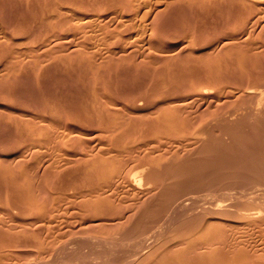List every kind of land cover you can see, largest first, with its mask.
Masks as SVG:
<instances>
[{"label": "rangeland", "instance_id": "1", "mask_svg": "<svg viewBox=\"0 0 264 264\" xmlns=\"http://www.w3.org/2000/svg\"><path fill=\"white\" fill-rule=\"evenodd\" d=\"M28 1L32 2V4L30 3L31 6L30 5L28 6L29 4ZM45 1L46 0L44 1L43 0H24V1L22 0H17V1L0 0V30H2L0 31L1 32L0 44L2 43L0 45L1 46L0 54H1V57L3 56L2 58L0 57V89L2 88L3 92L5 90L10 92V89L8 88L6 89L7 85L8 86L10 85V87L14 88V89L11 88L12 89L11 92L13 90L15 91V92L13 91L10 94H8L9 92H6V91L5 93L7 94H4V93L3 95L0 94V243L7 241L6 242L7 244L3 243L2 245L0 244V246H4V245L9 246L10 244L12 246L14 245L20 246V244L22 243L21 247L17 248V249H20L24 247L22 245H26V242L27 244L29 242L33 243L31 242L32 240L36 242V240H38L40 237H41L40 239L43 240V238L49 239V237L53 235L61 236V234H59L58 231H62V230H63L62 232H65L64 234L67 235V239H71V237L74 239L75 237L79 238L81 236L80 234H78L79 229L81 227L83 228V224L85 222H86L85 223L86 225L84 224V228L92 224L89 227L91 228L93 233L90 232L91 230L89 228H88L89 232L88 233L85 232L87 233L85 235H89V239L97 240L103 243H106L109 240V242L111 243L112 238L110 237L115 235L114 234L115 231L113 230L114 228H110L109 225L107 226L106 225L107 222L105 223V221H100L97 219L98 217L101 218L102 216H98L100 215L99 213L97 215L98 217L96 216L97 209H95L96 207H94L96 204L95 202L98 199V196L101 198H105V197H109L108 195L111 196L116 193L114 196H116L117 199H115V197L113 198L114 202L115 201L116 202L115 203L111 202L112 205L115 207L119 206L117 204L121 197H125V202L127 204H135L141 201L145 205L152 203L151 200L149 201V199L155 198L152 196L154 195V193L150 194L147 191L144 192V189L145 190L148 189V186H146L147 176H145L147 175V173L146 172H144L145 174L142 173L143 177H142L141 182L143 183L142 184L143 186L142 185L140 186L141 183H138L135 178L134 179L131 178L133 177L132 173H134L139 167L137 164L144 163V160L140 162L141 158L145 160L151 159V158H155V159L161 158V160L164 161L163 163L164 164L167 163V165L169 166L174 165L180 162L181 160L182 162H186L187 160L189 164H192L194 161L199 160L201 161L200 164L202 167H204V170H207L206 172L208 173H212V170L224 171V170H227V169H230L232 167H236L237 165H239V163L243 160V158L230 157L227 161H223V159L221 158V155L223 154L224 150L226 151L238 150L239 144L241 142H247L249 144V147L246 150H239L241 152L264 151L262 149L264 147V126L261 124H259L261 127L253 126L255 125V123L257 124V122H255L254 119L255 120L257 119L253 116L254 114L251 115V113H248V110H249L248 108L251 105L250 96L245 95L244 98H241L239 97L240 96L239 93L235 91L237 93L233 94V96L228 95V97L230 98H227V95L225 94V91L227 90L224 89L226 87V89L229 90L230 87L232 88L234 86L237 87V85L239 88H241L240 85L242 87H244L245 85L244 88H246L250 86L249 82H252L251 77H253V81H256L258 77H260V79L263 80V77H264V25L263 26L261 25L264 24V20L263 19L260 20V18L257 16H261V14L262 16H264L263 15L264 10H262L264 7V0L262 1L220 0L221 2L219 0L217 1L214 0L215 3L218 1L220 3V4L216 3V5H212V3H210V2H213V0H119L120 2L116 0L115 1L108 0L109 2L106 0H92V2L94 1L93 3L91 2V0H86L87 2L85 3H83V0H81L82 2L80 0L78 1L74 0L76 2H79L82 9L78 5H75L77 4L76 2L74 4V1L70 2V0H69V3H71L72 7L71 5L68 6L69 4L67 3V1H66L67 4L64 5L65 0L64 1L59 0L60 2H58V0H47L46 2ZM49 1L50 2L52 1V3L50 4ZM236 1L238 4L239 3L243 4V5L239 4L241 5L240 6L241 9L243 8V12L246 13V11H249V14L248 12L246 14L250 16H247V15L244 16L245 13L242 15L245 17L244 21L242 19L244 17L240 16V18H238L239 16L237 17V13L234 12V9L236 8H237V10H235L236 12L241 10L239 7H237L238 4L233 3L236 8L233 7V4H231L232 2H236ZM241 1H244V2H241ZM22 2L24 3V5H22ZM88 2L92 4V6H90ZM107 2L108 4L110 3V6L114 5L115 9L110 8V10L108 11L107 9H109V7L107 8V6L109 5H107L106 8L104 7V5H106L104 3H107ZM117 2L119 3L118 7L115 6V3L116 5H118ZM204 2L207 4H205ZM72 3L74 4L75 8L73 7ZM199 3L201 4L200 6L204 4L205 5L202 6L201 8L199 6ZM228 3H230V6L232 7L233 11L229 9L230 7ZM83 4L84 6L88 5L86 6L88 11L85 10V7L83 6ZM125 4L127 6H125ZM217 4L219 5V7L217 6ZM221 5L223 9H221ZM223 5H226V6L224 7ZM48 6L50 9L48 8ZM213 6L214 8L212 9L211 7ZM253 6L255 8H253ZM51 7L53 10L51 9ZM89 7L94 8V9H90ZM194 7L198 9H194ZM205 7H207V11H205V13L207 12L206 14L203 11L206 9ZM215 7L217 8L215 9ZM245 7L246 8L249 7V8L246 9ZM260 7L262 10V13L259 10ZM209 8L211 9L212 12L213 11L215 12V10H217V12L215 13L222 14L223 12L224 14L223 17H225L226 15L227 18L230 17L231 19L233 18V15H234V18L231 21L229 18H228L229 20L226 19V21H229L230 23L224 22L225 21L224 18H223L224 20H222L224 23L221 20L220 21L218 20L217 21L218 23H217L216 20L220 18L222 19V16L215 14V16L216 15L218 16V18L215 19L213 15L214 12L211 13L213 16L210 13L209 14L211 16L208 15V12L210 11ZM224 8L225 9L227 8V9L225 10ZM244 8L246 11H244ZM252 8L254 11L252 10ZM256 9H258L259 11H257ZM37 10H38V14L36 15ZM45 10H48V11H45ZM89 10H90V13H89ZM103 10L105 13H103ZM115 10L116 12H114ZM218 10H225L226 14L224 13V11L221 12ZM228 10L230 11V13L232 12V14L233 13L234 14L232 16L231 14L230 16L229 14L227 15ZM198 11H199L200 16L198 15ZM61 12H65V13L69 12V13L62 15ZM121 13L123 17L119 18L122 16ZM238 13L239 15L241 14L240 12ZM48 14L51 16V19L49 21L47 20L49 16ZM59 14L62 16H60ZM114 14H117V15H114ZM89 15H91V17H93L92 15H94V17H97V18H94L96 22L95 21L89 22L90 25L95 24V25H91L92 27L87 24L84 25L86 26L87 28L86 29L83 27V24L87 23L85 18H87ZM112 15L114 19L111 18ZM115 16H118L117 20L119 19L118 20L119 23L118 21L116 22ZM262 16L261 18H264ZM67 17H69L72 20H70L69 18L67 19ZM76 18L77 20L80 19L82 22L84 21L85 23H81L80 20L75 21ZM256 18H259V22H258L259 26L253 25V24H257L255 23L258 21ZM66 19L67 21L70 20V22L65 23ZM121 19L123 21H121ZM125 19L127 20L124 21ZM251 19L253 23L251 22ZM68 24H70L71 27ZM77 24H79L80 27L77 26ZM81 24H82V27H81ZM64 27L67 28V30ZM261 27H263V29ZM80 28L84 30L83 33L85 34V37L82 34ZM88 28H90V30ZM71 30H74V31H71ZM75 32L77 33V35L79 34V36H77ZM56 33L57 35H55ZM53 34L55 36L53 39L55 40L51 38ZM70 34L76 35L77 38H75L74 36ZM90 34L92 35V37ZM58 35H60V37ZM63 35H64V38H61V36L63 37ZM80 35H81V38H80ZM82 35H83V38H82ZM56 36L61 39L60 42L61 41L63 42L65 40L67 41L69 38L71 42L67 41L68 43H64V45H66L67 48L68 47L69 48L71 47V48L70 49L63 48L64 46L63 43L60 45L59 39H57ZM65 36L67 37L65 38ZM70 36L74 38H71ZM87 36L89 40H87L86 38ZM48 37H50L49 39H50L51 45L49 42H48L49 45L48 44L46 45L49 48H47V46L43 44L44 41H46V38ZM39 38L41 39L40 41H39ZM73 39L74 40L78 39L77 40L78 42L74 41ZM5 40H7L8 42H6ZM33 40L35 42L37 41L35 45L33 44L34 43ZM2 41L3 42L5 41L8 44H5V47H4L5 42L3 43ZM55 41H58V42H56V44L53 45ZM12 43L14 44L13 46H12ZM57 43L59 47L62 46L63 50L61 48L56 47ZM71 43L72 45H70ZM75 43H77L78 45H76ZM41 44L45 46L47 49H45ZM36 47H38V49ZM51 47L53 48L55 47L56 49L58 48V50L59 49L61 50L59 52H56V49L53 50ZM75 48L76 50H74ZM3 49L4 50L7 49V50L4 51ZM17 49L20 51L23 50L22 52H26V54L18 51ZM24 50H27L29 54L27 51H24ZM35 50L36 52L37 51L41 52L42 50V52L41 53L37 52L36 54ZM49 50H52V51H49ZM71 50L72 52H70ZM13 51H16V52L13 53ZM45 51L46 52L48 51L47 52L48 54L50 52L51 57H49V55H47L46 53H43ZM19 52H20L19 55L21 56H23L24 54V56L22 57L23 60H24V57H25V60L26 59L28 60L26 61L24 60L23 62L22 60L19 61L20 59H17V58H20L18 56ZM42 53L45 55L41 56ZM51 53L54 54V57H52L53 55ZM15 55L18 57L14 58ZM46 55L49 58L47 61L44 60V58H47ZM37 56H39V58L41 56V58L36 59L38 58ZM12 59L13 61L17 59L18 62L20 63L18 64L16 60L15 62L17 64H13L14 62L12 61ZM61 59H63L64 61ZM38 60H41L42 62L40 61L38 62ZM43 60L45 62L44 64H43ZM212 60L214 61L218 60V65H217L218 67L216 66L217 62L216 63H214V61L211 62ZM27 61L29 63H33V65L36 64V68L34 67L35 65L34 66H32V64L29 65ZM223 62L226 65H228L229 63L231 67L228 66V68L226 69L224 67L226 65L224 64L223 66ZM25 63L26 64L28 63V64L26 65ZM51 63L52 65L53 64L54 65L52 66ZM240 63L244 64L246 68L243 67V65H241ZM188 64L190 65L189 66L190 69H188L187 67ZM37 65L40 67H38ZM72 65L74 68L72 67ZM196 65H204L205 71L203 70L204 68H202V69H199L200 72H196L197 69L199 68L198 66L196 67ZM214 65L215 67L213 68L212 66ZM16 66L18 67V69H14ZM47 66L49 67L51 66L53 68L50 67L49 69V67ZM191 66H192V69H191ZM206 66L208 67L206 68ZM209 66H211L213 69L212 68L210 69ZM43 68L44 69L46 68V70L49 69L48 72L46 70L44 71ZM223 68H225V70H223ZM26 69L27 71H30V72H27ZM215 69L217 71H215ZM66 70H68V72ZM75 70L76 71L78 70V72H75ZM40 71L41 72L44 71V73L43 72L41 73ZM79 71H81V73H79ZM208 71H211V73ZM70 72H73V75L71 73V76H70ZM212 72L214 74H212ZM226 73L228 74L225 75ZM99 74L102 76H100ZM212 75H214L213 79L215 80V82H213V79L211 77ZM20 76L22 78L20 80L21 81L23 80V84L19 82L18 78H20ZM206 76L210 77L212 80L206 78ZM13 78L14 79L16 78L15 80H18V81H15ZM205 78L208 81H210L208 82V84H212L215 86V87H212L208 85L212 88L211 90H214L213 93L221 90L220 88L223 87L222 90L224 91V94L226 96L222 94L223 91H220V93L222 92L221 94L219 92L215 93L216 95L210 94L208 100H205V101L197 100L195 99L196 98L195 97L190 100H193V102H191L192 105L194 103L196 105H193V108H192V105L189 103L187 104V107H185L186 105L184 101H186L187 97L194 96L198 92V90L205 87L204 86L201 88L200 86V84L202 85L205 84V83L203 84V82H206V80H204ZM237 78H239L240 80ZM245 78H246V84H245ZM12 79L14 80V82L10 83V80L13 81ZM8 81L10 84H7ZM235 81H237L236 82L237 85L236 83H234ZM4 82H5V85H4ZM107 82H111V83L107 84ZM2 85L6 86L5 89ZM18 85L19 86L21 85L20 89L19 87H17ZM205 85H207V83ZM217 85L218 87H216ZM98 86H102V87L98 88ZM108 86L113 87L111 88L113 90H110L109 92L110 88ZM238 87L237 89L235 88L233 89L238 90L239 89ZM15 88L19 90L16 91ZM232 88L230 89L233 91ZM99 89H101L102 94H100V92H97V90L99 91ZM94 91H95V94L93 93ZM86 94H87V98L94 99V100L92 99L94 103H92L90 99L91 102L90 103L88 102V104H86V112H85V108H84L85 104H83L84 99H82V97L85 96L86 98ZM218 94L219 96H217ZM236 94L239 96H237ZM221 95H224L222 96L223 98L221 97ZM97 96H98L97 99L101 98L99 101L96 99ZM219 97H221V100L220 99L218 100ZM104 98L105 100L109 99L111 101L108 100V103H106L107 101L105 102ZM196 100L200 102H197ZM113 101L115 102L113 103ZM202 101L206 103H203ZM111 102L113 103V106H115V108H113ZM118 102H119V105H118ZM187 102L188 101H186V103ZM120 103L122 105H120ZM107 104H110L111 107L110 105H107ZM174 104L176 108L178 107V109L180 108L179 104H181V108L183 110L186 109L187 112L186 111L182 112L183 110L179 111L177 109L179 114L176 111L177 115L175 113L176 117H174L175 120L176 119L177 120L174 122L173 121L171 122V120H168L167 116H169V119L171 118L173 119L172 116L174 114L172 113L173 111L175 112L176 110V108L174 107ZM197 104L200 105L199 109L198 108L197 109L203 110L202 112L201 111L195 112V110H197L195 108L197 107ZM116 106L117 108L120 107L119 110L120 112L122 111L121 112L122 114L116 109ZM94 107L98 108L97 110L99 111L97 112L96 109H94ZM83 108H84V111L82 110ZM87 108H89V110ZM109 108L110 110H113V112H110ZM187 109L189 111L191 109L192 111L189 112ZM206 109L208 110L206 111ZM245 109H248V110H245ZM91 110L95 111V114H91L93 113L91 112ZM102 110L104 111V113L102 112ZM87 111L91 112L90 114L93 115V117H95V115L97 114V116L95 117L96 121L92 120V123H89L91 121H89L88 119L89 118L93 119V117L91 118L90 114L88 116V114H86ZM117 111L120 114L115 113ZM237 111H239L238 112L239 115L236 114ZM180 112H181V115H180ZM84 113L86 114L87 118L89 117L87 119L89 122L86 120L88 124L84 120L86 119V117L85 118L82 117L83 115H85ZM165 114L167 116H165ZM234 114L236 116L238 115L239 119L235 118L236 116L234 117L233 116ZM68 115L74 116V117L71 116L73 119ZM76 115L78 116L77 117L78 121L80 120L79 124L75 118ZM102 116L103 117L105 116V117L103 118ZM69 117L71 119H69ZM79 117L82 119H80ZM160 117L161 118L165 117L164 121L167 120V122L170 121L171 123H167L168 125H165L166 123L164 121H161L162 119L160 120L159 119ZM62 118L66 119L65 121L63 119V122H65V124L62 122ZM44 119H49V120H44ZM104 119H107V120H104ZM101 120L103 123H107L108 121V123L105 124V127H104V124L101 122ZM149 120L151 121L149 122ZM252 121L255 123H253ZM83 122L86 123L87 126L89 125V127L84 126ZM154 122L156 124L159 122H162V125L159 126L160 124H158L157 126L155 124L157 126V128H155V126L152 125ZM177 122L179 123V125H177ZM62 123L63 125H61ZM48 124L50 125V129L48 128L49 127ZM54 124H57L55 125L56 130H55ZM58 124L62 126L65 132L62 131V128H60ZM225 124L227 126H225ZM151 125L154 128L151 129L150 127ZM163 125L167 127L165 128ZM206 125L208 128L206 127ZM223 125L225 127H230L231 129H233V130L228 129L229 130L228 132H230L231 130L234 132V134L237 135L236 142H231L232 138L230 137L232 136L230 135V133H229L230 137L229 135H227L228 133L225 134L224 130L225 129L227 130V128H225ZM174 126L175 127L177 126L176 128L178 130H175L176 128H174ZM222 126L225 129L222 128ZM65 127L67 130L65 129ZM132 127L133 129H129L130 131H128L127 128H132ZM159 127H160V130H161V127H164L165 130L167 129L166 132L167 131L169 132L165 133L163 130L161 131L165 133L163 134L159 131H156V130H159L158 129ZM47 129L49 130V133L47 132L48 131ZM113 129H118V131L113 130ZM125 129L126 131H123ZM134 130L137 132L136 133L137 135H135ZM145 130L146 131L150 130V131L147 134L144 132ZM197 130L205 134H203L202 138L193 140V141H196V140H199V141L193 142L191 141L192 138H194L192 136H194V133H196ZM213 130L215 131L212 132ZM125 132H129V133L132 132L131 133L132 135L128 134L132 136V138L129 139L130 137L128 138V135ZM120 133H123L124 138L126 140L124 141V138H122L121 140L124 141L125 143L122 141L119 142L118 136L121 135ZM125 134L127 136H125ZM115 136L118 137L117 138L118 141H115L116 140ZM220 137H221V140L225 143H223L220 140ZM113 138H115V140ZM217 138L222 143L217 142ZM97 140H98V143L96 144ZM156 140L158 142L156 143L159 144V146L160 144L162 146L158 147L155 143ZM100 141H102L101 142L102 144H100ZM117 142L118 143L122 142L123 144L119 145ZM124 144H126L127 146ZM145 144L150 145V151L152 153V154L150 153L152 156L149 154L150 157H147V158H144V157L147 156L148 153H144V151H141L142 148L143 150L147 149L146 150L147 152L149 151V148H148L149 145H146V147L142 146ZM102 145L103 146L105 145V148L103 147L104 149L101 147ZM97 146H98V149L100 147L99 151L103 149L100 151L102 153L98 151ZM156 146L159 149L162 147L161 148L162 153H159L161 151H157V152L155 151L153 153L154 150L158 149ZM133 147H135L136 149L139 148V151L138 149L136 150L138 153H135V150H134L135 148L131 150V148ZM127 149H130V151ZM127 151H129L128 152L129 154L126 153ZM130 152H133L132 155H130L131 154ZM134 153L138 154L139 157L138 155H134ZM214 153L220 154V162L223 163L222 166L217 167L218 162L216 158L212 156ZM116 155L117 156L120 155V156L117 157ZM124 155L125 156L130 155V157L134 155L137 157V159L131 158L130 159L131 163H130L128 157L124 158ZM140 155H143V156H140ZM115 156L117 157V159H114ZM95 158L98 161L101 160L100 164L99 162L95 161L96 160ZM122 159L124 161H122ZM125 159L126 160L128 159L127 161L129 162H127ZM106 160H107V163H106ZM132 160L133 161L135 160V162L137 163L135 162L132 163ZM89 161H93L92 163L90 162V165L92 164L93 166L92 165L91 166L93 168H91V166L88 165ZM108 161L110 164L108 163ZM125 161L127 162V165H124V166H126L127 168L125 167V169L123 170L122 167L124 166L122 165ZM107 164H109V167ZM87 165L89 167H87ZM101 165L104 166V170L103 168H101L102 167ZM96 166H100V167L96 168ZM105 166L106 168H111L114 171L116 170L115 171L116 173L119 171H122V173L124 174V172L127 171L125 172L126 174H124V177L126 179L125 181L128 184L125 181H123L124 179L121 180L119 179V177H117V179L113 177V175L119 176V173L117 175L111 169H109L110 171H108V169H106ZM100 168L102 169L103 172L101 171ZM132 168L133 169L135 168L136 170L135 169L133 170ZM98 169H100V172ZM106 170L108 171V173ZM91 171H93L94 174ZM105 171H106V174L110 176H107L105 174ZM97 174L101 177L99 178ZM102 174L106 176L102 178L103 176ZM139 176L141 177V174ZM210 176L211 174L209 175V177ZM106 177L107 179L105 180ZM209 177L207 179H209ZM211 178L213 177H210V179ZM119 181H121L120 184L118 183ZM122 182L124 184H122ZM111 183H113V186L111 185ZM209 185H206L207 188H204L203 191H198V192L192 191V192L185 193L184 195L178 198L177 200L178 202L172 207V209H174L181 202L190 203L191 205H196V203L201 201L200 200L201 197L210 196L211 198V196L212 197L215 196L218 198L219 194L218 196H216V194L220 192V195H221L223 187H225L224 189H226V186L218 185V189L216 188L217 186L216 187L213 186L215 190L212 189L214 191L212 190L209 191L210 190L209 188L211 187V186L209 187ZM102 186L104 187L103 189L101 188ZM109 186L113 188H110ZM114 187H116L118 191H114L116 190V188L114 189ZM107 189H109V191ZM227 189L223 191H225L226 193L227 191L236 190V189H231V188L228 190ZM95 190H97L98 192L96 191L97 192L96 193ZM99 190L101 193L99 192ZM102 190H104V192L107 191V193L104 194ZM89 191H92L90 192L91 194H89ZM112 191L115 193L109 194V192H112ZM251 191H254V190H251ZM93 192L96 193L97 195L95 196ZM119 192L121 194H119ZM99 193L100 195L103 194L104 196L98 195ZM93 194L95 197L93 196L92 198L91 195ZM85 196L87 197V199ZM147 199L148 201H144ZM87 200L90 203H88ZM195 201L196 203H194ZM211 201L212 200L206 201L208 202V204L205 203V201L201 202V206L195 209L196 210L194 211L195 213L190 212L183 219H188V218L190 219V217L191 218L196 217V214H197V217L201 216V218L199 219L202 220L205 218L204 222L202 220L204 224L207 222L208 224L209 222L211 224L213 221H216V223H220V222L222 223V221H220L222 218V220L224 219L223 224L227 222L225 223L226 226L225 224L223 225L220 223V226H221L220 228L222 229L223 232L227 233V231H229L228 234H232L235 231V229L238 227L239 230L237 229L236 231H240L241 233L245 232L244 236L247 235L246 237H244V239L246 238L245 240L252 241L254 239L255 242L256 241L262 242V240H264L262 239L264 237V234H263L264 232H262L263 230L259 231L260 227L264 229L263 227L264 224H262L263 226H261V223L262 222L264 223V216H261V218H263L262 220L260 217L255 218L258 220L260 219V221L256 220V223L258 225L260 224L259 227L258 225L256 226L255 220L253 219L252 220L254 221V223L251 222L252 220L250 221L245 220L243 222L237 221V220L233 221L236 218L235 219L234 217L232 218L231 213L233 214V212H232V209L229 208L233 204L232 203L233 201L230 200L231 205L229 203V200L221 202V204L224 203L225 206H227V207H224V204L221 205L222 209L224 208L225 210L226 208L227 209L226 212L230 211L229 215H231V217L229 215L226 217L225 215H227L228 213L227 214L226 212L221 213L220 210H219L220 213L217 211L216 213L217 215H214L215 211L218 209H214V206H212L216 204L215 199L213 203ZM261 201H264V199ZM86 202L87 204H85ZM209 203L211 205H209ZM82 204H83V207H82ZM206 207H208L209 210L206 209ZM209 207H211L214 210L212 211V209ZM85 208L89 212L90 210L92 211L91 217L96 218L95 219L96 221L92 222L89 216L90 214L88 211L85 210ZM200 208H202V210ZM20 209H21V213L18 212V210ZM210 209L213 213H210L211 212ZM43 210H45L46 214L45 213L43 214L44 212ZM54 210L55 211L60 210L59 213L60 212L62 213H60V215L58 213L57 215L54 212ZM75 211L77 212L74 214ZM201 211L204 212L205 214L204 216L201 215L203 214V212L201 213ZM28 212H31L32 214ZM50 212H52L51 215L53 213H55L56 215L51 216ZM63 212L65 213V215ZM87 212L89 214L88 215L89 219L85 221L84 218ZM15 213L17 215H15ZM24 213H27L26 215L29 214L30 216H26V215L24 216ZM40 213L42 216L44 215L45 218L47 215L46 219H48L49 221L51 220V217H54L52 222L51 221L49 222L48 220L45 222L44 217L42 218L40 217ZM218 213L222 217H220ZM19 214H22L23 216H20ZM72 214L75 216L77 215L76 217H74V219H72V221L74 220L73 222H75V219H76V222H78V219L80 220L81 218L83 217L84 218L79 221L80 223L78 222L79 224L78 223L75 224L70 220L71 219L70 217L73 216ZM128 214L130 215L131 211H127V215ZM66 215L67 217H64ZM212 215L214 216L212 217ZM57 216H59L60 219ZM79 216L81 217L79 218ZM108 217L111 218V217H114V215L110 214V216ZM63 218L68 219V220L64 221ZM207 218L208 220L206 222ZM209 218H211L212 220ZM216 218H219L220 220H216ZM18 219H20V222L23 219L22 222L26 226L24 227V225H22V222L20 224ZM39 219H42L43 222L40 221ZM56 219L57 221L63 219L62 220L63 222L62 221H59V222L61 223L65 222L64 227L62 226L63 224L59 223L62 226V228L60 229L59 227L61 226L57 225L58 223ZM165 219L166 218L157 220L156 222L153 223V226L150 227L149 225H147L145 227H142L141 229L145 230L150 227V231L152 230L151 232H154L157 229H159L161 225H163ZM24 220L25 222L27 221V223H29L30 221L31 222L35 221V222L34 223L30 222L29 223L30 225H27L24 222ZM83 220L84 222L81 223V221ZM231 220L239 224L233 223ZM44 222H45V226H44L45 228H47L48 226L49 228L53 227L52 229H54L55 232L53 230H50V233L53 231L51 235L50 233L49 234L46 233V231H48L49 229L48 228L47 230L42 229ZM69 222H72V224L68 225ZM101 222L103 224L105 223L104 225L107 227L106 231L104 229L105 227H103L104 225L103 226L98 225L99 227L96 228L97 224ZM132 222L124 223V225L130 226L129 224L134 223ZM202 222H200V224ZM244 222H247V223L245 224ZM250 222L252 223V225L254 224L258 228V230L257 228H255V226L253 227ZM40 223L41 225L42 224L43 225L41 226ZM50 223H52L53 226L52 224L49 225ZM54 223H56L57 226ZM232 223L233 225L236 224L238 226H234L235 227L234 229H229V227L230 228L233 227L231 225ZM249 223H250L249 230L245 229V227H248ZM66 224L69 226V228ZM80 224L82 226H80ZM93 224H94V227H93ZM227 224H229L230 226H227ZM242 224L245 226L243 227ZM33 225L35 226L34 229H32ZM70 225H73L71 229H70L71 227ZM77 225L80 226V228ZM213 225H212V228H215V226ZM241 225H242V229H240ZM28 226L29 227L31 226V227L29 228ZM100 226L103 227V229ZM206 226L207 224H205V228ZM222 226H225V228H222ZM207 227L208 229L206 231L210 229L209 226ZM25 228L29 229V231L24 230ZM38 228H40L41 230ZM67 228L69 229V233L68 231H65V230H68ZM108 228H110L111 230L110 229L108 230ZM216 228L217 230L212 229L213 231L216 232L213 234L214 235L217 233L219 235L222 234L221 229H219V227H216ZM86 229L87 227L85 229H82L83 231L80 230V233L83 234L82 232H84V230ZM35 230L36 231L40 230L39 233L37 231L39 235L37 233L36 234L34 233ZM42 230L45 232L40 234ZM71 230H76V231L78 230V233L74 231L75 233H77L75 234V237H73L74 232ZM97 230L99 231L95 232ZM170 230L171 228L169 230H166L163 233L162 237L158 240L159 242L157 241L155 245L152 244L154 247L151 246V248L147 249L146 250L147 252H145L143 256H140L142 254L139 255L140 257L137 256L139 258L136 257L132 261L131 264H134V263L138 264V259H139V262L140 260H143V258H145L146 253L147 254L151 253L152 250L161 247V246L158 247V245L163 246V244H160V243L163 242L164 244H166L165 241L167 239L170 241L168 242L167 240L168 245L166 246L170 247L171 245L175 243L180 244L182 242V241H179V240H182L180 237H179L180 239H175V240H178L177 242L174 240L172 241V238L168 236V234L172 231ZM230 230H233V232ZM253 231L255 232L254 236L255 234L256 235L262 234L259 240H258L259 236H257V238L255 236V238H253L254 237L252 235ZM249 232H251V234H248ZM45 233L46 235H44ZM71 233L73 234V236H71L72 235ZM225 233L223 235H225ZM47 234L50 236L47 237ZM85 235L83 234L82 238H84ZM248 235L249 236L252 235L251 237L253 239L250 240L251 237L248 238L249 237ZM226 236H229V235L226 234ZM23 237L25 240L23 239ZM27 237H29L28 240H26ZM145 237H146V234L142 236H137L135 240L132 241V243L133 244L138 243L144 240ZM18 238L23 239V241L19 239V241L21 242V243L19 242V244H18V241L16 242ZM86 238L88 239V236H86L84 239ZM160 240H163V241L160 242ZM14 241L18 245L13 244L12 242ZM252 242L254 243V241ZM128 243L130 244L129 241ZM24 248H27L25 249V251L27 252L29 246L27 245V247L25 246ZM25 251H22L21 249L19 251V254L25 255ZM6 253L9 254V256L11 254L9 251ZM6 253L3 252L2 254L1 252L3 256L5 255L4 256L5 258L6 257L9 258L8 255L6 256ZM142 264H145V263H142Z\"/></svg>", "mask_w": 264, "mask_h": 264}, {"label": "bare ground", "instance_id": "2", "mask_svg": "<svg viewBox=\"0 0 264 264\" xmlns=\"http://www.w3.org/2000/svg\"><path fill=\"white\" fill-rule=\"evenodd\" d=\"M15 1H17V0H15ZM22 1H24V0H22ZM44 1V0H43ZM47 1V0H46ZM45 1V2H46ZM62 1V0H61ZM64 1V0H63ZM66 1H67V3L69 4L68 6H70L71 5V3H69V0H65L64 2V5L65 4H67L66 3ZM74 0H70V2H73ZM78 1V0H77ZM81 1V0H80ZM106 1H108V0H106ZM109 1H111V0H109ZM108 1V2H109ZM115 1V0H114ZM116 1H119V0H116ZM215 1H217V0H215ZM215 1L213 0V2H210V3H212V5H216V3H218V4H220L219 3V1L218 2H216L215 3ZM249 1V0H248ZM250 1H262V0H250ZM19 2V1H18ZM42 2V1H41ZM58 2H60L59 0H58ZM75 2L76 1H74V4H75ZM82 2V1H81ZM85 2H87L86 0L84 1L83 0V3H85ZM91 2H92V0H91ZM94 2V1H93ZM92 2V3H93ZM96 2V1H95ZM108 2L107 3H104V4H106V5H104V7L106 8V6L107 5H109V6H107V8L109 7V9H107L108 11L110 10V8H114V5H111L110 6V3L108 4ZM120 2V1H119ZM221 2V1H220ZM241 2H244V1H241ZM28 6L30 5V3L32 4V2L31 1H28ZM49 3L51 4L52 3V1L50 2L49 1ZM77 4H75V5H78L80 8H81V5L79 4V2H76ZM89 3V2H88ZM97 3V2H96ZM205 3V2H204ZM213 3H215V4H213ZM238 4L237 3V1L236 2H232L231 4ZM48 4V3H47ZM49 4V5H50ZM73 4V3H72ZM74 4H73V7L75 8V6H74ZM90 4V3H89ZM102 4V3H101ZM113 4V3H112ZM117 4L118 5H116V3H115V6L116 7H118L119 6V3L117 2ZM201 4H202V2H201ZM200 3H199V6L201 5ZM205 4H207V3H205ZM204 4V5H205ZM217 4V6L219 7V5ZM229 4V9L231 10V11H233V9H232V7L230 6V3H228ZM233 4V7H235V5ZM239 4H241V3H239ZM238 4V6L237 7H239L240 9H241V5H243V4H241V5H239ZM259 4V3H258ZM22 5H24V3L22 2ZM197 5V4H196ZM204 5H202V6H204ZM212 5H210V6H212ZM245 5V4H244ZM263 5V4H262ZM31 6V5H30ZM45 6H46V4H45ZM51 6V5H50ZM83 6H84V4H83ZM86 6H88V5H86ZM86 6H84L85 7V10L86 11H88L87 10V7ZM90 6H92V4H90ZM96 6V5H95ZM103 6V5H102ZM125 6H127L126 4H125ZM202 6H200L201 8H202ZM209 6V7H210ZM224 7L226 6V5H223ZM247 6V5H246ZM256 6V5H255ZM261 6V5H260ZM32 7H33V5H32ZM52 7H54V6H52ZM52 7H51V9H52ZM71 7H72V5H71ZM77 7V6H76ZM78 7V8H79ZM103 7V8H104ZM134 7V6H133ZM198 7V6H197ZM208 7V6H207ZM207 7H205L206 9L205 10H203L204 11V13H205V11H207ZM262 7V6H261ZM261 7H260V11H261V13H262V10H264V7H263V9L261 10ZM46 8H47V6H46ZM48 8H49V6H48ZM56 8V7H55ZM90 8V7H89ZM102 8V9H103ZM212 9L214 8V6L213 7H211ZM217 7H215V9H216ZM236 8V7H235ZM246 8V7H245ZM245 8H244V11H246L245 10ZM249 7H247L246 9H248ZM253 8H255L254 6H253ZM253 8H252V10H253ZM50 9V8H49ZM48 9V10H49ZM59 9V8H58ZM82 9V8H81ZM90 9H94V8H90ZM96 9H98V8H96ZM115 9V8H114ZM121 9V8H120ZM133 9V8H132ZM131 9V10H132ZM194 9H198V8H195L194 7ZM214 9V10H215ZM221 9H223V7H222V5H221ZM225 9V8H224ZM227 9V8H226ZM225 9V10H226ZM258 9H256L257 11H259ZM48 10H45V11H48ZM53 10V9H52ZM55 10H57V9H55ZM66 10H68V9H66ZM100 10V9H99ZM104 10H106V9H104ZM104 10H103V13H105L104 12ZM209 12H208V15H210L211 13H213L212 11H211V9L209 8ZM225 10H218V11H224V13H225ZM235 10H237V8L236 9H234V12L235 13H237V17L238 18H240V16L241 17H244V16H250V15H248L249 14V11H246V13L248 12V14H246L245 12H243V8L240 10V11H238V12H240L241 14L239 15V13L238 12H236ZM251 10V11H252ZM50 11V10H49ZM62 11V10H61ZM93 11V10H92ZM118 11V10H117ZM127 11H128V9H127ZM242 11V12H241ZM254 11V10H253ZM37 12V13H36ZM35 13H36V15L38 14V10L36 11ZM54 12V11H53ZM67 12V11H66ZM114 12H116V10L114 11ZM122 12V11H121ZM124 12V11H123ZM131 12V11H130ZM215 12H217V10H215ZM214 12V17H215V19L216 18H218V16L216 15L215 16V14H218V15H221L222 16V19L220 18V19H217L216 20V22L219 20H224L225 19V21L224 22H228V23H230L229 21H226V19H230V17H226V15H225V17H223V12H222V14H219V13H215ZM228 13H227V15L229 14V16H230V14H231V16L234 14H232V12L230 13V11L228 10L227 11ZM49 13V12H48ZM62 13V15L63 14H68V13H65V12H61ZM74 13V12H73ZM89 13H90V10H89ZM102 13V12H101ZM102 13V14H103ZM126 13V12H125ZM207 13V12H206ZM205 13V14H206ZM210 13V14H209ZM245 13V14H244ZM250 13H252V12H250ZM253 13H255V12H253ZM257 13H259V12H257ZM264 13V12H263ZM71 14V13H70ZM76 14V13H75ZM129 14V13H128ZM200 14H201V12H200ZM226 14V13H225ZM244 14V16H242ZM49 15V14H48ZM60 15V14H59ZM62 15H60V16H62ZM78 15V14H77ZM76 15V16H77ZM80 15V14H79ZM114 15H117V14H114ZM119 15V14H118ZM121 15H122V13H121ZM120 15V16H121ZM198 15H199V11H198ZM203 15V14H202ZM212 15V14H211ZM210 15V16H211ZM212 15V16H213ZM259 15V14H258ZM264 15V14H263ZM73 16V15H72ZM93 17H91V15H89L87 18H85L86 19V21H87V23H85L84 21L82 22L80 19H78V20H80L81 21V23H85V24H83V27L84 28H86V26H84V25H90V23L89 22H94L95 21V19L94 18H97V17H94V15H92ZM96 16V15H95ZM200 16V15H199ZM251 16H252V14H251ZM256 16V15H255ZM261 16H262V14H261ZM261 16H257V17H259L260 18V20H264V18H261ZM44 17V16H43ZM54 17V16H53ZM52 17V18H53ZM83 17H84V15H83ZM116 17V22L119 20H117V18H118V16H115ZM123 17V15L121 16V17H119V18H122ZM214 17H212V18H214ZM262 17H264V16H262ZM37 18V17H36ZM46 18V17H45ZM69 17H67V19H68ZM74 18V17H73ZM111 18H113L114 19V17H113V15H112V17ZM224 18V19H223ZM233 18H234V15H233ZM233 18H231L230 19V21L233 19ZM259 18H256L258 21L257 22H255V23H257V24H253V25H255V26H259L258 24V22H259ZM51 19V16L49 15L48 16V21ZM54 19V18H53ZM67 19H66V21H65V23L66 22H70V20H72V19H70L69 21H67ZM83 19V18H82ZM228 19V20H229ZM243 19V21L245 20V17L244 18H242ZM248 19V18H247ZM246 19V20H247ZM253 19V18H252ZM252 19H251V22L253 23V21H252ZM77 20V18L75 19V21ZM77 20V21H78ZM97 20V19H96ZM127 19H125L124 21H126ZM121 21H123L122 19H121ZM234 21V20H233ZM250 21V20H249ZM254 21H256V20H254ZM96 22V21H95ZM223 22V21H222ZM221 22V23H222ZM223 22V23H224ZM237 22V21H236ZM118 23H119V21H118ZM218 23V22H217ZM262 23V22H261ZM260 23V24H261ZM70 24H72V23H70ZM70 24H68L70 27H71V25ZM75 24V23H74ZM36 25H37V23H36ZM67 25V26H68ZM91 25H95V24H91ZM90 25V26H91ZM224 25V24H223ZM264 24H262L261 26H263ZM66 26V27H67ZM76 26V25H75ZM74 26V27H75ZM77 26H79V24H77ZM89 26V27H90ZM80 27V26H79ZM81 27H82V24H81ZM92 27V26H91ZM65 28V27H64ZM262 29H263V27H261ZM66 30H67V28H65ZM64 29V30H65ZM87 29V28H86ZM85 29V30H86ZM89 30H90V28H88ZM68 30H70V29H68ZM80 30H81V32H82V34L84 35V37H85V34L83 33L84 32V30H82V28H80ZM0 31H2V30H0ZM71 31H74V30H71ZM76 31V30H75ZM92 31V30H91ZM90 31V32H91ZM42 32V31H41ZM67 32V31H66ZM79 32V31H78ZM89 32V33H90ZM37 33V32H36ZM43 33V32H42ZM63 33H64V31H63ZM86 33V32H85ZM92 33V32H91ZM2 34H4V33H2ZM59 34V33H58ZM75 34L77 35V33L75 32ZM42 35V34H41ZM40 35V36H41ZM55 35H57V33L55 34ZM61 35V34H60ZM60 35H58L59 37H60ZM70 35H72V36H74L75 38H77L76 37V35H73V34H70ZM83 35H82V38H83ZM89 35V34H88ZM91 35V34H90ZM45 36V35H44ZM68 36V35H67ZM67 36H65V38L67 37ZM77 36H79V34L77 35ZM94 36V35H93ZM0 37H1V32H0ZM4 37H5V35H4ZM32 37H34V36H32ZM55 36H54V34L52 35V39L54 38ZM57 37V36H56ZM59 37H57V39H59V42H60V38ZM69 37V36H68ZM71 37V36H70ZM74 37H71V38H74ZM90 37V36H89ZM91 37H92V35H91ZM50 37H48V38H46V41H44V45L45 46H47L46 44H48L49 45V43H50V39H49ZM61 38H64V35H63V37L61 36ZM79 38V37H78ZM80 38H81V35H80ZM87 38V40H89V38H88V36L86 37ZM51 39V40H52ZM32 40V39H31ZM34 40H36V39H34ZM33 40V41H34ZM41 39L39 38V41H40ZM53 40H55V39H53ZM74 40V39H73ZM78 40V39H77ZM77 40H74V41H77ZM6 42H8L7 40H5ZM4 41V42H5ZM14 41V40H13ZM66 41V40H65ZM61 41L59 44L61 45L62 43H63V45H64V43H68L69 41L71 42V40H69V38H68V42L66 41ZM3 42V41H2ZM3 42V43H4ZM4 43V47H5V44H8V43ZM37 42V41H36ZM35 41H34V45H35V43H36ZM49 42V43H48ZM56 42H58V41H55V43L53 44V45H55L56 44ZM78 42V41H77ZM39 43V42H38ZM53 43V42H52ZM2 44V43H1ZM0 44V45H1ZM18 44V43H17ZM76 45H78L77 43H75ZM74 44V45H75ZM14 44L12 43V46H13ZM16 45V44H15ZM20 45H22V44H20ZM20 45H18V46H20ZM42 45V44H41ZM40 45V46H41ZM50 45H51V43H50ZM69 45V44H68ZM67 45V46H68ZM70 45H72V43L70 44ZM73 45V46H74ZM75 45V46H76ZM3 46V45H2ZM7 46H9V45H7ZM17 46V45H16ZM39 46V47H40ZM43 46V45H42ZM45 46H43L45 49H47V48H49L48 46H47V48L45 47ZM1 47V46H0ZM56 47H58V48H61L62 49V46H60L59 47V45H58V43H57V45H56ZM31 48H33V47H31ZM37 49H38V47H36ZM53 50H55L56 48L54 47H51ZM58 48L56 49V52H59L61 49H59L58 50ZM63 48H67L66 47V45H64L63 46ZM69 48V47H68ZM67 48V49H68ZM71 48V47H70ZM69 48V49H70ZM1 49V48H0ZM8 49V48H7ZM7 49H3L4 51H6ZM27 49V48H26ZM35 49V48H34ZM18 50V49H17ZM16 50V51H17ZM44 50V49H43ZM58 50V51H57ZM63 50V49H62ZM74 50H76V48L74 49ZM74 50H73V52H74ZM16 51H13V53H15ZM18 51H20V50H18ZM23 50H21L20 52H22ZM24 51H27V50H24ZM49 51H52V50H49ZM8 52V51H7ZM20 52L18 53V56L20 57V58H17V59H20L19 61H21L22 60V62L25 60V57H24V60H23V56H24V54H23V56H21V55H19L20 54ZM28 52V51H27ZM35 52H36V50H35ZM34 52V53H35ZM37 52H39V53H41L42 52V50H41V52L40 51H37ZM37 52H36V54H37ZM48 52V51H47ZM46 51L45 52H43V53H46L47 55H49V57H51L50 56V52H49V54L47 53ZM54 52V51H53ZM55 52V53H56ZM70 52H72V50L70 51ZM1 53V52H0ZM22 53H25L26 54V52H22ZM30 53H32V52H30ZM33 53V54H34ZM41 54V56L43 55H45V54ZM2 54H3V52H2ZM28 54H29V52H28ZM35 54V55H36ZM53 56L52 57H54V54L53 53H51ZM14 55V54H13ZM46 55V56H47ZM18 56H14V58L15 57H18ZM41 56H40V58H41ZM0 57H1V54H0ZM3 57V56H2ZM1 57V58H2ZM38 58H36V59H40L39 58V56H37ZM22 58V59H21ZM30 58V57H29ZM17 59H15L14 61H13V59H12V61L14 62L13 64H17L15 61L17 60ZM49 58H48V56H47V58H44V60L45 61H47ZM64 59V58H63ZM63 59H61V60H63ZM26 60H28V59H26ZM25 60V61H26ZM44 60H43V64L45 63L44 62ZM51 60V59H50ZM11 61V62H12ZM42 62L41 60H38V62ZM64 61V60H63ZM67 61V60H66ZM65 61V62H66ZM214 60H212L211 62H213ZM233 61V60H232ZM17 62H18V60H17ZM28 62V61H27ZM32 62V61H31ZM65 62H64V64H65ZM217 62V63H216ZM230 62V61H229ZM20 62H18V64H19ZM29 63V62H28ZM27 63V64H28ZM54 63V62H53ZM67 63V62H66ZM209 63H210V61H209ZM214 63H216V66L218 65V60L216 61H214ZM12 64V63H11ZM26 64V63H25ZM25 64H24V66H25ZM26 64V65H27ZM30 64H32V66H34L35 68H36V64H34L33 65V63H29V65ZM224 62H223V66H224ZM241 65H243V67H245L244 66V64H242V63H240ZM21 65V64H20ZM51 65H52V63H51ZM54 65V64H53ZM52 65V66H53ZM208 65V64H207ZM220 65H222V64H220ZM226 65V64H225ZM13 66V65H12ZM19 66V65H18ZM38 66V65H37ZM189 64L187 65V67H188V69H190L189 68ZM199 67L198 69H197V71L196 72H200V70L199 69H202V68H204L205 66L204 65H196V67ZM202 66V67H201ZM222 66V67H223ZM227 66V67H226ZM226 66H224L226 69L228 68V66L229 67H231L230 65H229V63H228V65H226ZM240 66V65H239ZM38 67H40V66H38ZM47 67H49V66H47ZM51 67V66H50ZM50 67H49V69H50ZM72 67H73V65H72ZM208 66H206V68H207ZM213 68L215 67V65L214 66H212ZM211 66H209V68L211 69L212 68ZM218 67V66H217ZM242 67V68H243ZM14 68V67H13ZM25 68H26V66H25ZM51 68H53V67H51ZM74 68V67H73ZM212 68V69H213ZM225 68H223V70H225ZM246 68V67H245ZM14 69H18V67L16 66ZM28 69V68H27ZM27 69H26V71H27ZM48 69V70H49ZM191 69H192V66H191ZM209 69V70H210ZM230 69V68H229ZM43 70L45 71L46 70V68L44 69L43 68ZM48 70H46L47 72H48ZM52 70V69H51ZM199 70V71H198ZM204 71H205V68L203 69ZM25 71V72H26ZM35 71H36V69H35ZM38 71V70H37ZM44 71H42L43 73H44ZM67 72H68V70H66ZM70 71V70H69ZM204 71H202V72H204ZM207 71V70H206ZM211 71H213V70H211ZM211 71H208V72H210L211 73ZM215 71H217L216 69H215ZM214 71V72H215ZM219 71V70H218ZM229 71V70H228ZM27 72H30V71H27ZM26 72V73H27ZM41 72V71H40ZM41 72V73H42ZM50 72V71H49ZM75 72H78V70L76 71L75 70ZM223 72V71H222ZM32 73V72H31ZM30 73V74H31ZM71 73H72V75H73V72H70V76H71ZM79 73H81V71H79ZM30 74H28V75H30ZM103 74V73H102ZM212 74H214L213 72H212ZM228 73H226L225 75H227ZM33 75V74H32ZM31 75V76H32ZM40 75V74H39ZM81 75V74H80ZM82 75H83V73H82ZM100 75V74H99ZM44 76V75H43ZM42 76V77H43ZM46 76V75H45ZM100 76H102V75H100ZM213 76L214 75H212L211 77H212V79H213ZM18 77V76H17ZM263 77V76H262ZM206 78H208V79H211L210 77H207L206 76ZM204 79V80H206V82H203V84L205 83H207V85H202V84H200V86H201V88L202 87H204V88H202V89H200V90H198V92L194 95V96H191V97H187V99H186V101H188L187 103H186V101H184L185 102V107H187V104H191V102H193V100H190V99H192V98H195V99H197V100H208V98H209V96H210V94L212 95H214L215 93H220V91H223L222 89H223V87L222 88H220L221 90H219V91H217V92H214L213 93V91L214 90H211L212 88L210 87V86H212V87H215L214 85H212V84H208V82H210V81H208L207 79ZM215 78V77H214ZM252 78V82H254V83H252V82H249L250 84V86H248V87H246V88H244L245 87V85H244V87H242L240 84V87L241 88H239L238 87V85H237V81H235L234 83H236V85H237V87L239 88L238 90H235V89H237V87H233V88H235V89H233L232 87H230V88H232L233 89V91L229 88V90L228 89H226V87L224 88L225 90H227V91H225V94L227 95V98H230V97H228V95L229 96H233V94H235V93H239V95H237V96H239V97H241V98H244V96L246 95H248V96H250V99H251V105H250V107L248 108V109H245V110H248V113H251V115L252 114H254L253 116L257 119V120H255L254 119V121L255 122H257V124L255 123V122H253V123H255V125H253L254 127H257V126H260L259 124H261V125H263L264 126V122H263V120H264V77H263V80H261L260 79V77H258V79H260V80H256V81H253V77H251ZM10 79V78H9ZM14 79V78H13ZM12 79V80H13ZM16 79V78H15ZM14 79V80H15ZM19 79V82L21 83V84H23V80L21 81L20 79H22L21 78V76H20V78H18ZM211 79V80H212ZM237 79H239V78H237ZM14 80L13 81H11L10 80V83H12V82H14ZM240 80V79H239ZM4 81V80H3ZM15 81H18V80H15ZM85 81V80H84ZM260 81V82H259ZM7 82V81H6ZM40 82H41V80H40ZM212 82V81H211ZM213 82H215V80L213 79ZM212 82V83H213ZM241 82V81H240ZM9 83V81H8V83L7 84H10ZM110 84L111 82H107V84ZM202 83V82H201ZM239 83V82H238ZM243 83V82H242ZM252 83V84H251ZM19 84V83H18ZM36 84V83H35ZM101 84V83H100ZM100 84H98V85H100ZM102 84H103V82H102ZM215 84V83H214ZM244 84V83H243ZM242 84V85H243ZM245 84H246V78H245ZM254 84V85H253ZM4 85H5V82H4ZM4 85H2L3 87H4V89H5V87L6 86H4ZM14 85V84H13ZM16 85H17V83H16ZM208 85H210V86H208ZM235 85V84H234ZM1 86V87H2ZM21 86V85H20ZM20 86L18 85L17 87H19V89H20ZM113 86V85H112ZM207 86V87H206ZM14 87V86H13ZM101 88L102 86H98V88ZM109 87V86H108ZM216 87H218V85L216 86ZM10 89V92L9 91H6V92H9L8 94H10V93H12L11 92V90L12 89H14V88H12V87H10V85L8 86L7 85V87H6V89ZM12 88V89H11ZM22 88V87H21ZM110 89H109V92H110V90H113V89H111V88H113V87H109ZM228 88V87H227ZM19 89H16L15 88V90L16 91H18ZM88 89V88H87ZM0 90H2V88L0 89ZM5 91L3 92V90L2 91H0L1 93V95H3V93L4 94H7V93H5ZM84 91V90H83ZM235 91H237V92H235ZM15 92V91H14ZM97 92H100V94H102L101 92V89H99V91L97 90ZM88 93V92H87ZM94 94H95V91L93 92ZM222 93V92H221ZM220 93V94H221ZM98 94V93H97ZM104 94V93H103ZM222 94H224V91H223V93ZM224 94V95H225ZM216 95V94H215ZM224 95H221V97L222 96H224ZM225 95V96H226ZM89 96V95H88ZM217 96H219V94L217 95ZM84 97V98H83ZM82 97V99H84V101H85V103H84V101H83V104H85V106H84V108H85V112H86V104H88V102L90 103L91 101H92V99L91 98H87V94H86V98H85V96H83ZM99 97H100V95H99ZM103 97H104V95H103ZM221 97H219L218 98V100L220 99L221 100ZM98 98V96L96 97V99ZM223 98V97H222ZM85 99H87V100H85ZM90 99H91V101H90ZM101 99V98H100ZM100 99H97L98 101L100 100ZM117 99V98H116ZM216 99V98H215ZM89 100V101H88ZM94 100V99H93ZM103 100V99H102ZM104 100H105V98H104ZM108 100L109 99H107V100H105V102L106 103H108ZM183 100H185V99H183ZM182 100V101H183ZM196 100V101H197ZM217 100V99H216ZM217 100V101H218ZM87 101V102H86ZM109 101H111V100H109ZM119 101V100H118ZM147 101V100H146ZM190 101V102H189ZM224 101H225V99H224ZM227 101H229V100H227ZM115 101H113V103H114ZM197 102H200V101H197ZM203 102V101H202ZM219 102H221V101H219ZM92 103H94L93 101H92ZM96 103H98V102H96ZM113 103L111 102V104H112V106H113ZM148 103V102H147ZM203 103H206V102H203ZM208 103H209V101H208ZM212 103V102H211ZM116 104V103H115ZM91 105V104H90ZM107 105H110V104H107ZM117 105V104H116ZM118 105H119V102H118ZM120 105H122L121 103H120ZM180 106V108H181V104H179ZM183 105H184V103H183ZM183 105H182V107H183ZM192 105V104H191ZM193 105H196L195 103L193 104ZM193 105H192V108H193ZM95 106V105H94ZM101 106V105H100ZM110 107H111V105H110ZM119 107V106H118ZM125 107V106H124ZM174 107L176 108V106H175V104H174ZM185 107H184V109H185ZM191 107V106H190ZM189 107V108H190ZM199 107H200V105H198L197 104V107H195L196 109L198 108L199 109ZM202 107V106H201ZM84 108L82 109L83 111H84ZM92 108V107H91ZM100 108V107H99ZM113 108H115V106H113ZM178 109V107L176 108V110H175V112L173 111V113L172 114H174L175 115V113H176V115H177V109L180 111H182L183 109L181 108V109ZM191 108V109H192ZM195 108H194V110H195ZM88 110H89V108H87ZM94 109H96V111L98 112L99 110H97L98 108H96V107H94ZM116 109L120 112V107L119 108H117V106H116ZM122 109V108H121ZM127 109V108H126ZM190 109V111H192ZM195 110V112L197 111H203V110ZM201 109V108H200ZM115 110V109H114ZM128 110V109H127ZM173 110V109H172ZM188 110V109H187ZM208 109H206V111H207ZM109 111L110 112H113V110H110V108H109ZM115 112V113H119V112ZM124 111H125V109H124ZM130 111V110H129ZM177 111V112H176ZM186 111V109L185 110H183L182 112H185ZM189 111V110H188ZM189 111V112H190ZM68 112V111H67ZM89 111H87V113L86 114H88V116H89V114L91 113V112H93V113H91V114H95V111H93V110H91V112H89ZM102 112L104 113V111L102 110ZM122 112V111H121ZM120 112V113H121ZM127 112V111H126ZM126 112H124V113H126ZM136 112V111H135ZM134 112V113H135ZM165 112V111H164ZM187 112V111H186ZM238 112L239 111H237V113L236 114H238ZM69 113V112H68ZM70 113H71V111H70ZM72 113H73V111H72ZM119 113V114H120ZM128 113V112H127ZM163 113V112H162ZM166 113V112H165ZM243 113V112H242ZM241 113V114H242ZM85 114V113H84ZM86 114L85 115H83L82 117L83 118H85L86 117V119H84L85 121L89 118H87V116H86ZM90 114V115H91ZM99 114V113H98ZM118 114V115H119ZM122 114V113H121ZM178 114H179V112H178ZM240 114V115H241ZM74 115V114H73ZM105 115V114H104ZM171 115V114H170ZM172 116L173 117V119L171 118V119H169V116H167L166 114H165V116H167L168 117V120H171V122L173 121H176L175 120V118L174 117H176V115L175 116ZM180 115H181V112H180ZM239 115V114H238ZM236 116L235 114L233 115L235 118H237V119H239L238 117L239 116ZM68 116H70V115H68ZM72 116V115H71ZM70 116V117H71ZM97 116V114L95 115V117ZM100 116H101V114H100ZM106 116V115H105ZM104 116V117H105ZM231 116V115H230ZM232 116V117H233ZM246 116V115H245ZM249 116H250V114H249ZM64 117V116H63ZM69 117V119H71L72 117H74V116H72L71 118ZM78 116L76 115L75 116V118H76V120L78 121V118H77ZM93 117V115H91V118ZM95 117H93V119H88L89 121H91V122H89L88 120V122L89 123H92V120H95ZM103 117V116H102ZM103 117V118H104ZM167 117H166V119H167ZM178 117V116H177ZM241 117V116H240ZM80 118V117H79ZM63 119H64V121L66 120L65 118H62V122H63ZM73 119V118H72ZM80 119H82V118H80ZM102 119V118H101ZM161 121H164V119H165V117H160L159 118ZM232 119H234V118H232ZM259 119V120H258ZM44 120H49V119H44ZM104 120H107V119H104ZM134 120V119H133ZM132 120V121H133ZM80 121V120H79ZM78 121V124L80 123ZM81 121H83V120H81ZM86 121V123L88 124V122ZM96 121V120H95ZM135 121V120H134ZM151 120H149V122H150ZM50 122V121H49ZM101 122H102V120H101ZM106 122V121H105ZM156 122V121H155ZM153 123L152 125L153 126H155V128H157V126H158V124H160L159 126H161L162 125V122H159V123ZM165 123V125H168L167 123H171L170 121L169 122H167V120L166 121H164ZM263 122V123H262ZM64 124H65V122H63ZM63 123L61 124V125H63ZM84 123V122H83ZM82 123V124H83ZM86 123H84L83 125L84 126H87V124ZM103 123V122H102ZM107 123H108V121H107ZM107 123H103L104 124V127H105V124H107ZM60 124V123H59ZM58 124V126L60 127V128H62V126H60ZM81 124V125H82ZM86 124V125H85ZM150 124V123H149ZM157 126H156V125ZM175 124V123H174ZM250 124H251V122H250ZM49 125V124H48ZM55 125H57V124H54V127H55ZM82 125V126H83ZM101 125V124H100ZM112 125V124H111ZM116 125V124H115ZM152 125L150 126L151 127V129L152 128H154V127H152ZM165 125H163L165 128L167 127V126H165ZM177 125H179V123L177 122ZM52 126V125H51ZM102 126V125H101ZM110 126V125H109ZM171 126H172V124H171ZM209 126V125H208ZM224 126V125H223ZM222 126V128H224L225 126H227L226 124H225V126L223 127ZM263 126H262V128H263ZM48 127V126H47ZM53 127V126H52ZM64 127V126H63ZM69 127V126H68ZM87 127H89V125L87 126ZM148 127V126H147ZM147 127H146V129H147ZM164 127H161V130H160V127L158 128L159 130H156V131H159V132H161V131H163L164 130V132L165 133H168L169 131H167L166 132V130H165V128ZM177 127V126H176ZM175 126H174V128H176ZM180 127V126H179ZM206 127H207V125H206ZM261 127V126H260ZM49 129H50V125H49V127H48ZM70 128V127H69ZM107 128V127H106ZM135 128V127H134ZM164 128V129H163ZM208 128V127H207ZM225 128H227V130L225 129ZM224 129V132H225V134L226 133H228L227 135H229V133H230V135L232 136V137H230V135H229V137L230 138H232L231 140V142H236L237 141V135L236 134H234V132L233 131H231V130H233V129H231L230 127H225ZM259 128V127H258ZM257 128V129H258ZM57 129H58V127H57ZM65 129H66V127H65ZM119 129V128H118ZM118 129H113V130H117L118 131ZM128 129V131H130L129 129H133V127L132 128H127ZM149 129V128H148ZM228 129H231L230 130V132H228L229 130ZM48 130V129H47ZM55 130H56V127H55ZM60 130V129H59ZM67 130V129H66ZM70 130V129H69ZM111 130V129H110ZM175 130H178L177 128L175 129ZM182 130V129H181ZM199 130H201V129H199ZM199 130H197L196 131V133H194V136H192V137H194V138H192V140L191 141H193L194 139H200V138H202V136H203V134H205V133H203V132H199ZM210 130V129H209ZM208 130V131H209ZM212 130V129H211ZM221 130H223V129H221ZM261 130V129H260ZM62 131H64L65 132V130H63V128H62ZM71 131V130H70ZM123 131H126V129L125 130H123ZM135 131V130H134ZM149 131L150 130H148V131H144L145 133H149ZM215 130H213L212 132H214ZM227 131V132H226ZM48 133H49V130L47 131ZM159 132H157V133H159ZM164 132H161V133H163V134H165ZM179 132V131H178ZM211 132V131H210ZM223 132V131H222ZM127 135L128 134H131L132 132H125ZM134 133V132H133ZM137 132L135 131V135H137L136 134ZM63 134V133H62ZM121 135V137L120 136H118L119 137V142L120 141H122L121 139L122 138H124V135H123V133H120ZM125 134V136H127ZM142 134V133H141ZM222 134H224V133H222ZM119 135V134H118ZM123 135V136H122ZM132 135V134H131ZM64 136V135H63ZM62 136V137H63ZM116 137V140H115V138H113L115 141H118V137L117 136H115ZM130 137V138H129ZM128 138L129 139H131L132 138V136H130V135H128ZM94 139V138H93ZM100 140V139H99ZM126 139L124 138V141H125ZM219 139L217 138V142H220V140H221V137H220V140L218 141ZM114 141V142H115ZM124 141H122V142H124ZM197 141H199V140H196V141H193V142H197ZM222 141V140H221ZM102 141H100V144H102L101 143ZM118 143L119 145H122L123 143ZM157 142V140L155 141V143ZM223 142V141H222ZM222 142H220V143H222ZM98 143V140H97V142H96V144ZM125 143V142H124ZM158 143V142H157ZM156 143V145L158 146V147H160V146H162L161 144H160V146H159V144H157ZM159 143H160V141H159ZM219 143V144H220ZM223 143H225V142H223ZM99 145V144H98ZM118 145V146H119ZM124 145H126V144H124ZM146 145H149V144H145V145H142L143 147L145 146L146 147ZM95 146V145H94ZM100 146V145H99ZM127 146V145H126ZM156 146V147H157ZM102 148L104 147L105 148V145L103 146H101ZM157 147V148H158ZM225 147V146H224ZM249 147V144L247 143V142H241L240 144H239V148H238V150H231V151H226V150H224V152H223V154L221 155V158L223 159V161H227L230 157H234V158H243V160L239 163V165H237L236 167H232V168H230V169H227V170H224V171H214V170H212V173H208V172H206L207 170H204V167H202L201 166V161H199V160H196V161H194L192 164H189L188 163V161L186 160V162H182V160L180 161V162H178V163H176V164H174V165H167V163L166 164H164L163 162L164 161H162L161 160V158H159V159H155V158H151V159H147V160H145V159H142L141 158V161L140 162H142V160H144V163H140V164H137L139 167L137 168V170L134 172V173H132L133 175V177H131V178H135L136 180H137V182L138 183H141L140 184V186L143 184L142 182H141V180H142V177H143V174H145L144 172H146L147 173V175H145V176H147V185L146 186H148V189L147 190H145L144 189V192L145 191H147V192H149L150 194H153L154 193V195H152L153 197H155V198H153V199H149V201L151 200V202L152 203H150V204H148V205H145L142 201L141 202H138V203H135V204H127L126 202H125V197H121L120 198V200L118 201V204L117 205H119L118 207H115V206H113L112 205V203L111 202H113V203H115L114 202V197H115V199H117L116 198V196H114L116 193L115 192H109V194H112V193H115V194H113V195H111V196H113V197H111L110 195H108L109 197H105V198H101V197H99L98 196V199L96 200V204H95V206L94 207H96L95 209H97V213H96V216L98 215V213L100 214V215H98V216H102L101 218H99L98 216V220H100V221H105V223H106V225L108 226H110V228H114L113 230L115 231L114 232V236H112V237H110V238H112V240H111V243L109 242V240L106 242V243H103V242H100V241H97V240H92V239H89V235H85V234H87L88 232H89V229L91 230V228L89 227V226H91V225H89V226H86L87 227V231L86 230H84V232H82L85 236H84V238L86 237V236H88V239L86 238V239H84V238H82L83 236V234H81L80 233V230H82V229H85L84 228V224L86 223H84L83 224V228L81 229L80 228V226H82L81 224H80V226H78L79 228V233H78V230L76 231V230H71V231H76L78 234H80V235H78V236H80L79 238H76L75 237V234H77V233H75L74 232V236H73V232L71 233L72 235L71 236H73V237H75V239L74 238H72L71 237V239H67V235L66 234H64L65 232H62V231H58V233L59 234H61V236L59 235H57V236H50L51 235V233L54 231V229H52L53 227H51V228H49V226L47 227L49 230L48 231H46V233H50V230H53L51 233H50V235H48L47 234V237L48 236H50L49 237V239L48 238H46V239H44L43 238V240H41L40 238L38 239V240H36V242L35 241H31V242H33V243H30L29 241V243L27 244V242H26V245H22V246H26L27 247V245L29 246V248H28V251L26 252L25 251V249H27V248H20V249H17V248H19V247H21V242L19 241V239L20 240H22L23 241V239H24V237H23V239L22 238H18V240H16V242L18 241V244H19V242L21 243L20 244V246L17 244V243H15V241L14 242H12L13 244H17L18 246H16V245H14V246H12L11 244L8 246V245H4V246H0L1 248H0V250H2V251H0V264H131L132 263V261L137 257V256H139L140 254H142V255H140V256H143L144 255V253L145 252H147L146 250L147 249H149V248H151V246H153V245H155L156 243H157V241L162 237V235H163V233L166 231V230H169L170 228H171V230L173 229V227H174V229L168 234V236L170 237V238H172V241L174 240V241H177L178 242V240H175V239H182V240H179V241H182L180 244L179 243H175V244H173V245H171L170 247L169 246H166V245H168V242L170 241V240H168V242H167V240L165 241V243L166 244H164L163 242H161V241H163V240H165V239H163V240H160V244H163V246L162 245H158V247L159 246H161V247H159V248H157V249H154V250H150L151 251V253H146L145 254V258H143V260H140V262H139V259H138V264H142V263H145L146 264V262H147V264H264V240H262V239H264V237L261 239L262 240V242L260 241V242H255V240L253 239V238H255V236H256V238H257V236H259L258 237V240L260 239V236H262V234L260 235H256L255 234V236H254V231H253V233H252V235L254 236L253 238L251 237L252 235H248L249 237L248 238H250V240H252V241H254V243L252 242V241H247V240H245L244 239V237H246V236H244L245 235V232H243V233H241L240 231H236L237 229H238V227L235 229V231L233 232V230H230V231H232L233 233L232 234H228V232L229 231H227V233H225V232H223L222 231V229L220 228L221 226H220V221H222V223L221 224H223V220H222V218H221V220L219 219V218H216V220H220L219 222L220 223H216V221H211L212 223V225L213 226H215V228H212V225L210 224V222H209V224H208V222H207V220H208V218L206 219V222L207 223H205V224H207V226H209L210 227V229L212 228L213 230H217V228L216 227H219V229H221V231H222V234H218V236H217V234H213V233H216L215 231H213L212 229L209 231H206L207 229H208V227L206 226V228H205V224L203 223L204 222V219H202L203 220V222H202V220L201 219H199V218H201V216L199 217H197V214H196V217H190V219L188 218V219H183L187 214H189L190 212H192V213H195L194 211H196L195 209L197 208V207H199V206H201V202H203V201H205V203H207L208 204V202H206V201H209V200H212L211 202L213 203V201H214V199H215V201H216V204L215 205H212V206H214V209H218V210H216L215 211V213H214V215H217L216 213H217V211L219 212V210H220V212L222 213V212H226V208H225V210H224V208L222 209V207H221V205H223V204H221V202H223V201H228L229 200V203H230V200L231 201H233L232 203V205H231V203H230V205H231V207H229V208H231L232 209V212H233V214L231 213V215H232V218L234 217V219L235 220H233V221H245V220H255V223H256V220H258V219H255V218H258V217H260L261 218V216H264V201H261V200H263L264 199V151H250V152H241V151H239V150H246L247 148ZM103 148V149H104ZM135 147H133V148H131V150L132 149H134ZM140 148H142V147H140ZM149 151L147 152L146 150H143V148H142V150L141 151H144V153H148L147 154V156H145L144 158H147V157H150V155L152 154L151 153V151H150V145H149ZM162 148V147H161ZM156 149V150H154L153 151V153L156 151H161L162 149ZM97 149H98V146H97ZM99 149H100V147H99ZM99 149H98V151H99ZM103 149H101V150H103ZM138 149V151H139V148H137ZM136 148L134 149L135 150V153H138L136 150H137ZM263 150H264V147L262 148ZM100 150V151H101ZM127 150H129L130 151V149H127ZM99 151V152H100ZM129 151H127L126 153H128ZM146 151V152H145ZM134 152V151H133ZM133 152H130L131 154L130 155H132V153ZM100 153H102V152H100ZM103 153H104V151H103ZM119 153V152H118ZM118 153H116V154H118ZM134 153V155H138V154H135ZM140 153V152H139ZM143 153V152H142ZM143 153V154H144ZM151 153V154H150ZM159 153H162V151L161 152H159ZM158 153V154H159ZM129 154V153H128ZM150 154V155H149ZM115 155V154H114ZM130 155L128 156V155H124V158L126 157H128V159H129V161H130V159L132 158V159H137V157L136 156H134V158H133V156H131L130 157ZM149 155V156H148ZM111 156H113V155H111ZM117 156V155H116ZM115 156V157H116ZM118 156H120V155H118ZM117 156V157H118ZM140 156H143V155H140ZM152 156V155H151ZM212 156H214L215 158H216V160H217V162H218V166L217 167H220V166H222L223 165V163L222 162H220V154H218V153H214ZM114 157V159H117V157L115 158ZM130 157V158H129ZM138 157H139V155H138ZM160 157H162V156H160ZM96 159V158H95ZM113 159V160H114ZM127 159V160H128ZM126 160V159H125ZM126 160V161H127ZM185 160V159H184ZM183 160V161H184ZM95 161H97V162H99V164H100V161L101 160H95ZM116 161V160H115ZM122 161H124L123 159H122ZM124 162L123 163V165L122 166H124V165H127V162H129V161H127V162ZM90 162L92 163L93 161H89L88 163V165L89 166H91L90 165ZM135 162V160L133 161L132 160V163H134ZM106 163H107V160H106ZM108 163H109V161H108ZM122 163V162H121ZM130 163H131V161H130ZM135 163H137V162H135ZM98 164V163H97ZM102 164V163H101ZM110 164V163H109ZM109 164H107L108 165V167H109ZM87 165V167H89ZM103 165V164H102ZM101 165V166H102ZM132 165V164H131ZM93 166V165H92ZM91 166V168H93ZM111 166V165H110ZM121 166V165H120ZM121 166V167H122ZM100 166H96V168H99ZM119 167V166H118ZM125 167L126 166H124V167H122L123 168V170L125 169ZM101 168H103V170H104V166H102ZM100 168V169H101ZM105 168H106V166H105ZM113 168V167H112ZM127 168V167H126ZM128 168H130V167H128ZM100 169H98L99 170V172H100ZM106 169H108V171H110L109 169H111V168H106ZM133 169V168H132ZM133 169V170H134ZM94 170V169H93ZM98 170H97V172H98ZM112 170V169H111ZM101 171H102V169H101ZM107 171V170H106ZM106 171H105V174H106ZM108 171H107V173H108ZM112 171H114V170H112ZM116 171V170H115ZM114 171V172H115ZM132 171V170H131ZM131 171H130V173H131ZM91 172H93V171H91ZM103 172V171H102ZM101 172V173H102ZM125 172H127V171H125ZM124 172V174H126ZM133 172V171H132ZM116 173V172H115ZM118 173H119V176H114L113 175V177H115L116 179H117V177H119V179H121V180H123V181H125L126 179H125V177H124V174L122 173V171H119V172H117L116 174L118 175ZM130 173H129V175H130ZM143 173V174H142ZM215 173V174H214ZM92 174V173H91ZM93 174H94V172H93ZM92 174V175H93ZM115 174V175H116ZM141 174V177L139 176ZM211 174V176L210 177H213V178H211L210 179V177H209V175ZM98 175V174H97ZM103 175V174H102ZM107 175V174H106ZM106 175H103L102 176V178L104 177V176H106ZM99 176V175H98ZM107 176H110V175H107ZM101 176H99V178H100ZM130 177V176H129ZM209 177V179H207ZM114 178V179H115ZM107 179V177L105 178V180ZM110 180V179H109ZM111 181V180H110ZM118 181V180H117ZM128 181V180H127ZM105 182V181H104ZM115 182H116V180H115ZM126 182V181H125ZM136 182V183H137ZM113 183H114V181H113ZM113 183H111V185L113 186ZM119 184L121 183V181H119L118 182ZM127 183V182H126ZM125 183V184H126ZM137 183V184H138ZM110 184V183H109ZM122 184H124L123 182H122ZM128 184V183H127ZM210 184V185H209ZM115 185V184H114ZM131 185V184H130ZM206 185H209V191H211L212 189H214L213 188V186H217L216 188L218 189V185H223V186H226V189L228 188V189H236V190H234V191H227L226 193H225V191H223V190H226V189H224L225 187H223V190H222V194L220 195V192H218L217 194H216V196H218V194H219V197L217 198V197H215L214 195V197H212L211 196V198H210V196L208 197H201L200 198V200L201 201H199L198 203H196V201L194 202V203H196V205H191L190 203H184V202H181V203H179L174 209H172V207L178 202L177 200H178V198L179 197H181L182 195H184L185 193H188V192H192V191H203V189L204 188H207L206 187ZM119 186V185H118ZM120 186H122V185H120ZM125 186V185H124ZM143 186V185H142ZM145 186V185H144ZM106 187V186H105ZM110 187V186H109ZM117 187V186H116ZM116 187H114V189L116 188ZM126 187V186H125ZM125 187H123V188H125ZM220 187V186H219ZM102 189L104 188L103 186L101 187ZM101 188H100V190H101ZM110 188H113V187H110ZM120 188V187H119ZM144 188H146V187H144ZM222 188V187H221ZM220 189V188H219ZM227 189V190H228ZM98 190V189H97ZM97 190H95V192L97 191ZM100 190H99V192H100ZM105 190V189H104ZM104 190H102L103 191V193L104 194H106L107 193V191L106 192H104ZM108 191H109V189H107ZM113 190V189H112ZM120 190H122V189H120ZM215 190V189H214ZM214 190H212V191H214ZM221 190V189H220ZM251 190H254V191H251ZM114 191H118L117 190V188H116V190H114ZM204 191H206V190H204ZM90 192H92V191H89V194H91ZM98 192V191H97ZM96 192V193H97ZM121 192V191H120ZM119 192V194H121ZM217 192V191H216ZM223 192H224V194H223ZM94 193V192H93ZM96 193H94L95 194V196L97 195ZM101 193V192H100ZM100 193L98 194V195H100ZM94 194L93 195H91V197L93 198V196H94ZM118 194V193H117ZM80 195H82V194H80ZM101 195H103V194H101ZM100 195V196H101ZM94 196V197H95ZM104 196V195H103ZM121 196V195H120ZM124 196V195H123ZM151 196V197H152ZM86 197V196H85ZM90 197V198H91ZM88 198H89V196H88ZM91 198V199H92ZM86 199H87V197H86ZM113 201H112V200ZM261 199V200H260ZM89 200V199H88ZM87 200V201H88ZM153 200V201H152ZM144 201H148V199L147 200H144ZM88 203H90L89 201H88ZM141 203V204H140ZM204 203V204H205ZM229 203H228V205H229ZM85 204H87V202L85 203ZM206 204V205H207ZM209 205H211L210 203H209ZM87 206V205H86ZM91 206V205H90ZM208 206V205H207ZM81 207V206H80ZM82 207H83V204H82ZM84 207H85V205H84ZM94 207H93V209H94ZM224 207H227V206H225V204H224ZM88 208V207H87ZM90 208V207H89ZM92 208V207H91ZM204 208V207H203ZM209 208H211V207H209ZM229 208H228V210H229ZM82 209V208H81ZM92 209V210H93ZM201 210H202V208H200ZM205 209V208H204ZM206 209H208V207H206ZM212 209V208H211ZM211 209H210V211H211ZM214 209H212V211L214 210ZM222 209V210H221ZM84 210V209H83ZM85 210L86 211H88L86 208H85ZM209 210V209H208ZM224 210V211H223ZM44 212H43V214L45 213L46 214V212H45V210H43ZM47 211V210H46ZM56 211H58V212H56ZM54 210V212L58 215V213H59V211L60 210ZM85 211V212H86ZM127 211H131V214L129 215H127ZM210 212V213H213V212ZM18 212L19 213H21V209L20 210H18ZM23 212V211H22ZM32 212V211H31ZM31 212H28V213H31ZM53 212V211H52ZM52 212H50V215H51V213ZM77 211H75L74 212V214L76 213ZM89 212V211H88ZM88 212H87V214L85 215V218H84V220L86 221L87 219H89L88 218V215L90 216V218H91V220H92V222L93 221H96L95 219L96 218H92L91 217V213H92V211L90 210V212H89V214H88ZM94 212V211H93ZM200 212V211H199ZM203 211H201V213H202ZM219 212V213H220ZM230 212V211H229ZM229 212H226V214L227 215H225L226 217L230 214ZM17 213V212H16ZM15 213V215H17ZM35 213H37V212H35ZM35 213H34V215H35ZM55 213H53L51 216H55L56 214ZM60 213H62V212H60ZM60 213H59V215H60ZM64 213V212H63ZM198 213V212H197ZM209 213V214H210ZM219 213H218V215H219ZM23 214V213H22ZM22 214H19L20 216H23ZM27 213H24V216L26 215ZM32 214V213H31ZM47 214H48V212H47ZM67 214V213H66ZM79 214H80V212H79ZM81 214H82V212H81ZM102 214V215H101ZM110 214H113L114 215V217H111V218H109L108 216H110ZM207 214V213H206ZM64 215H65V213H64ZM73 215V214H72ZM71 215V216H72ZM200 215V214H199ZM201 215H205L204 214V212H203V214H201ZM214 215H212V217L214 216ZM231 215H229L230 217H231ZM26 216H30L29 214L28 215H26ZM77 216V215H76ZM75 215H73L72 217H70V216H68V217H70L71 219V221H72V219H74V217H76ZM84 216V215H83ZM208 216V215H207ZM206 216V217H207ZM220 216V215H219ZM219 216H217V217H219ZM16 217V216H15ZM33 217H35V216H33ZM40 217L42 218V217H44V221L46 222L48 219H46L47 218V215H46V218H45V216L43 215H41V213H40ZM58 218H59V216H57ZM63 217V216H62ZM61 217V218H62ZM64 217H67V215L66 216H64ZM81 216H79V218H80ZM87 217V218H86ZM210 217H211V215H210ZM220 217H222V216H220ZM13 218V217H12ZM53 218L54 217H51V222H52V220H53ZM57 218V219H58ZM83 218H81V219H83ZM163 218H166L165 219V221H164V223H163V225H161L160 226V228L159 229H157L156 231H154V232H151L150 231V227L151 226H153V223L154 222H156L157 220H161V219H163ZM57 219H56V221H57ZM60 219V218H59ZM64 219V218H63ZM62 219V220H63ZM78 219V218H77ZM80 219V220H81ZM209 219H211V218H209ZM226 219V218H225ZM228 219V218H227ZM239 219V220H238ZM263 218H261V220H262ZM27 220V219H26ZM34 220V219H33ZM40 221H42V219H39ZM62 220H58L57 221V225H60L61 226V224H63L62 226L64 227V223H61V222H59V221H62ZM66 220H68V219H64V221H66ZM79 219H78V222L80 221ZM84 220L83 221H81V223H83L84 222ZM90 220V221H91ZM212 220V219H211ZM214 220H215V218H214ZM251 221V222H253L254 223V221ZM18 221L20 222V219H18ZM22 221H23V219H22ZM21 221V222H22ZM37 221V220H36ZM49 221V220H48ZM49 221V222H50ZM56 221H54V222H56ZM74 221V220H73ZM72 221V222H73ZM115 221V222H114ZM117 221H119V222H117ZM134 223H133V222ZM229 221H230V219H229ZM232 221V220H231ZM232 221V222H233ZM258 221H260V219L258 220ZM257 221V222H258ZM16 222V221H15ZM21 222H20V224H21ZM24 222H25V220H24ZM29 222V221H28ZM31 222V221H30ZM29 222V223H30ZM35 222V221H34ZM33 221L31 222V223H34ZM43 222V221H42ZM45 222L41 225V223H40V225L43 227H41L43 230L44 229H46L47 230V228H45L44 226H45ZM49 222H47V223H49ZM63 222V221H62ZM68 222V221H67ZM66 222V223H67ZM72 222H69L68 223V225L69 224H72ZM78 222H76V219H75V222H73V223H75V224H77ZM127 222H132L133 224H129L130 226H126V225H124V223H127ZM200 222H202L201 224H200ZM250 222V223H251ZM27 225H30L29 223H27V221L25 222ZM59 223H61V224H59ZM80 223V222H79ZM78 223V224H79ZM88 223V222H87ZM102 223V222H101ZM101 223H99V224H97V226H96V228H98L99 226L98 225H104L103 223L101 224ZM225 223H227V222H225ZM224 223V224H225ZM233 223H236V222H233ZM233 223L231 224L233 227L232 228H230L229 227V229H234L235 227L234 226H238V225H236V224H239V223H236L235 225H233ZM241 223V222H240ZM245 224L247 223V222H244ZM250 223H249V225H248V227H245V229H248L249 230V226H250ZM36 224H37V222H36ZM35 224V225H36ZM52 223H50L49 225H51ZM55 225H56V223H54ZM89 224V223H88ZM87 224V225H88ZM223 224V225H224ZM262 224H264L263 222L261 223V226H263ZM22 225H24L23 224V222H22ZM21 225V226H22ZM47 225V224H46ZM56 225V226H57ZM67 225V224H66ZM67 225V226H68ZM74 225V224H73ZM73 225H70L71 227H70V229L72 228V226ZM86 225V224H85ZM147 225H149L150 227L149 228H147V229H145V230H142L141 228L142 227H145V226H147ZM243 225V224H242ZM242 225H241V228L240 229H242ZM251 225H252V223H251ZM258 224L256 223V226H257ZM26 225H24V227H25ZM34 226V225H33ZM32 226V229H34L35 228V226L33 227ZM52 226H53V224H52ZM62 226L61 227H59L60 229L62 228ZM66 226V227H67ZM75 226V225H74ZM76 226V227H77ZM225 226H226V224H225ZM225 226H222V228H225ZM227 226H230L229 224H227ZM245 225H243V227H244ZM253 227L255 226L254 224L252 225ZM255 226V228H257ZM260 226V224L258 225V227ZM23 227V226H22ZM29 227V226H28ZM31 227V226H30ZM29 227V228H30ZM38 227H40V226H38ZM65 227V228H66ZM93 227H94V224H93ZM101 227V226H100ZM103 227H105L104 229H105V231L107 230L106 228V226L104 225ZM103 227H101L102 229H103ZM239 227H240V225H239ZM253 227H252V229H253ZM264 227V226H263ZM68 228H69V226H68ZM67 228V229H68ZM89 228V229H88ZM110 228H108V230L110 229ZM32 229H31V231H32ZM38 229H40V228H38ZM59 229V230H60ZM228 229V230H229ZM24 230H28L29 231V229H27V228H25ZM41 230V229H40ZM40 230L38 231V233L40 232ZM41 231V233L40 234H42L43 232H45V231ZM94 230V229H93ZM99 230H100V228H99ZM99 230H97V231H95V232H98ZM111 230V229H110ZM112 230V231H113ZM225 230V229H224ZM239 230V229H238ZM244 230V229H243ZM242 230V231H243ZM248 230H246V231H248ZM257 230H258V228H257ZM256 230V231H257ZM263 230V231H262ZM27 231V232H28ZM37 231L35 230V234L37 233ZM65 231H68V233H69V229L68 230H65ZM70 231V232H71ZM83 231V230H82ZM182 231V232H181ZM226 231V230H225ZM245 231V230H244ZM251 231V230H250ZM259 231H262V232H264V229H262V227H260V229H259ZM55 232V231H54ZM85 232H87V233H85ZM91 233H93V231L91 230L90 231ZM262 232H260V233H262ZM37 233V234H38ZM46 233L44 234V235H46ZM56 233H57V231H56ZM225 233V235H223ZM65 236H64V235ZM105 234H107V233H105ZM144 234H146V237H145V239L144 240H142V241H140V242H138V243H135V244H133L132 243V241H134L135 240V238L137 237V236H142V235H144ZM226 234L227 235H229V236H226ZM247 234V233H246ZM248 234H251V232H249ZM264 234V233H263ZM39 235V234H38ZM40 236H42V235H40ZM224 236H226V237H224ZM44 237H46V236H44ZM69 237V236H68ZM180 237V238H179ZM28 238L29 237H27V239L26 240H28ZM80 238H82V239H80ZM247 238V239H248ZM37 239V238H36ZM25 240V239H24ZM31 240V239H30ZM38 241V242H37ZM128 241L130 242V244L128 243ZM7 242V241H6ZM6 242H1L0 244L2 245L3 243H6ZM9 242V241H8ZM35 242V243H34ZM159 242V241H158ZM10 243H11V241H10ZM171 243V242H170ZM174 243V242H173ZM7 244V243H6ZM9 244V243H8ZM121 244H123V245H121ZM153 244V245H152ZM170 245V244H169ZM154 247V246H153ZM157 247V246H156ZM155 247V248H156ZM163 247V248H162ZM22 249V251H25V255H20L19 254V251ZM24 249V250H23ZM10 252L11 254H10V256H9V254H7L6 252ZM1 252H2V254H3V252H5L6 253V256L8 255L9 256V258L8 257H4L2 254H1ZM21 253V252H20ZM139 256V257H140ZM139 257H137V258H139ZM142 258H140V259H142ZM7 259V260H6ZM97 260H99V261H97ZM137 261V260H136ZM134 263V262H133ZM135 264V263H134ZM137 264V263H136Z\"/></svg>", "mask_w": 264, "mask_h": 264}]
</instances>
